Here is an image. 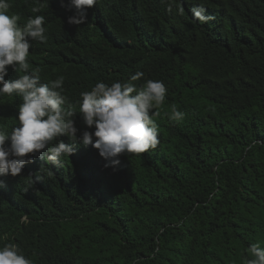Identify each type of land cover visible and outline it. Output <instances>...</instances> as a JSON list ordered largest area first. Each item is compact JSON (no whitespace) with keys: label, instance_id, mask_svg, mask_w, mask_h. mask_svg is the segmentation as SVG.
Wrapping results in <instances>:
<instances>
[{"label":"trees","instance_id":"trees-1","mask_svg":"<svg viewBox=\"0 0 264 264\" xmlns=\"http://www.w3.org/2000/svg\"><path fill=\"white\" fill-rule=\"evenodd\" d=\"M98 0L85 23L70 0H12L11 13L44 15L46 42L31 41L41 82L64 76L75 104L98 81L162 80L155 150L121 155L91 145L60 163L46 150L18 176L0 177V246L33 264H246L264 247V0ZM206 8L201 24L190 9ZM22 72L8 66L11 80ZM22 97H0V127L18 126ZM182 121L170 120L172 108ZM78 111V108H77ZM78 135L89 129L74 115ZM62 140L53 141L54 146ZM10 143V142H6Z\"/></svg>","mask_w":264,"mask_h":264},{"label":"clouds","instance_id":"clouds-1","mask_svg":"<svg viewBox=\"0 0 264 264\" xmlns=\"http://www.w3.org/2000/svg\"><path fill=\"white\" fill-rule=\"evenodd\" d=\"M27 2V0H26ZM98 0H70L77 15L68 18L69 24L81 25L87 18V9ZM32 13H40L48 6V0H33ZM177 6L178 13L184 8L177 0H169V11ZM12 0H0V97H22L18 105V126L9 132L0 127V177L21 174L26 164L33 163V156L46 150L47 162L60 163L76 151L77 144L91 145L106 161V167L119 166L120 156L142 154L155 150L160 143L159 128L154 111L165 102L168 88L162 80L148 79L137 87L134 83L144 73L137 72L126 82L111 85L97 82L90 90L80 92L75 104L64 94V76L47 83L41 82V69L29 62L31 41L46 42L48 39L44 15L29 16L21 23L22 16L11 13ZM192 16L201 24L212 17L206 8L197 4L190 9ZM8 66L24 73L11 80ZM78 108V111H77ZM80 113L84 124L94 131L84 130L78 135L74 115ZM185 114L172 108L170 120L179 122ZM68 137L72 143L62 140ZM10 142V143H6ZM251 259L246 264H264V247L253 243L246 248ZM0 264H33L15 243L0 246Z\"/></svg>","mask_w":264,"mask_h":264}]
</instances>
